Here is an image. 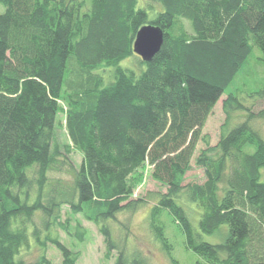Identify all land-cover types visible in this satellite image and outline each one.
<instances>
[{"label": "trees", "instance_id": "16d2710c", "mask_svg": "<svg viewBox=\"0 0 264 264\" xmlns=\"http://www.w3.org/2000/svg\"><path fill=\"white\" fill-rule=\"evenodd\" d=\"M158 1L163 10L149 20L137 0H90L85 9L80 0H0V264H48L44 255L14 256L29 233L38 239L51 228L63 204L97 224L115 264H147L140 252L126 255L107 223L144 201L132 195L146 163L164 188L148 227L170 264L180 263L158 221L163 209L181 228L184 246L208 264H264V134L252 126L264 120V107H254L264 98V0ZM177 16L189 20L192 33L172 32ZM145 24L160 27L163 42L150 60L140 59L146 67L135 75L119 62L134 54ZM101 63L113 66L114 80L104 87L95 71ZM222 95L226 118L211 145L202 127ZM234 110L245 115L227 127ZM59 113L68 136L64 157L74 147L81 161L72 191L44 198L60 151ZM199 141L205 147L195 155ZM192 160L204 179L184 183ZM182 198L201 207L199 231ZM223 224V241L202 239L200 231ZM46 238L61 251L59 264H76L78 251Z\"/></svg>", "mask_w": 264, "mask_h": 264}, {"label": "rangeland", "instance_id": "374dc122", "mask_svg": "<svg viewBox=\"0 0 264 264\" xmlns=\"http://www.w3.org/2000/svg\"><path fill=\"white\" fill-rule=\"evenodd\" d=\"M84 3V9L90 5V0H80ZM137 7L143 8L147 12L148 19H153L157 13L163 10V6L158 0H137ZM5 7L0 4V13ZM183 31L192 33V27L189 20L177 16L172 32L179 34ZM254 53L261 55L260 50L254 47ZM140 56L132 54L123 58L119 65L122 68L134 72L135 75L141 74L145 70V64L140 61ZM250 67V65H249ZM260 71V67L256 66ZM102 76V83L99 87L107 86L113 81V66L101 63L95 69ZM225 95H222L214 105L212 112L206 119L202 127V133L208 135L211 145L215 144L220 136L221 126L225 122L226 114L222 108V101ZM246 102V101H244ZM250 100L246 103L248 104ZM255 109L264 107V98L258 99L255 102ZM245 113L234 110L230 113L229 124H234L236 121L242 120ZM252 126L264 134V120L255 119L252 121ZM55 132L59 142V154L57 161L53 166V170L48 172V181L43 188L44 198L48 194L56 196L59 192L70 193L73 189L74 174L76 167L81 161V153L74 147L68 154L69 159L64 157V148L62 144L68 142V136L64 128V115L59 113L55 121ZM205 147L202 141L198 142L195 155L198 151ZM254 144H248L246 151H254ZM65 159V160H64ZM151 167L144 164L138 171L142 174V179L137 183L133 191V199L142 198L144 201L134 211H121L116 215L115 220H107L111 229L112 237L123 244L124 251L128 257H131L137 252L146 259L147 264H170L168 255L161 249L160 242L151 232L149 222L147 221L150 213V207L156 199V194L159 190L164 191V188L156 183L150 176ZM204 179L202 169L194 165L187 171L184 183L186 182H201ZM261 180L264 181V170H261ZM36 192L35 187L32 188L31 197H34ZM179 203L184 207L191 223L199 231L198 219L201 213V207L196 203L180 199ZM55 211V210H54ZM56 212V211H55ZM41 216L37 214L34 218L35 224L42 227ZM163 227L164 235L172 244L171 255L179 261L180 264H208L200 258L195 252L187 249L184 246V234L173 219L168 210L163 209L158 219ZM63 226L67 228L64 229ZM83 231L82 238H79L78 233ZM228 232V225L223 224L214 232H201L202 239L211 243H218L225 239ZM50 235L57 237L69 249L78 251V259L76 264H115L116 251H111L108 257L105 256V243L103 235L100 233L95 222L86 218L84 212L72 213L67 204L60 207V216L51 224V228L42 229L38 239L29 233L28 243L23 245L19 252L15 254L14 259L34 260L44 255L48 260V264H59L62 260L61 251L54 242L46 237Z\"/></svg>", "mask_w": 264, "mask_h": 264}, {"label": "water", "instance_id": "95a60500", "mask_svg": "<svg viewBox=\"0 0 264 264\" xmlns=\"http://www.w3.org/2000/svg\"><path fill=\"white\" fill-rule=\"evenodd\" d=\"M163 42V31L153 24L141 26L133 41V52L141 59L148 61L158 52Z\"/></svg>", "mask_w": 264, "mask_h": 264}]
</instances>
